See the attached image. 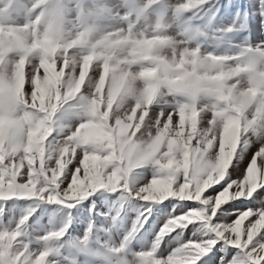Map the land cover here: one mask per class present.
Returning a JSON list of instances; mask_svg holds the SVG:
<instances>
[{
	"label": "snow or ice",
	"instance_id": "6c2138e0",
	"mask_svg": "<svg viewBox=\"0 0 264 264\" xmlns=\"http://www.w3.org/2000/svg\"><path fill=\"white\" fill-rule=\"evenodd\" d=\"M224 15L230 25L213 23ZM253 26L264 29V0H0V200L74 208L99 190L132 191L134 170L152 163L158 172L136 190L140 199L203 206L171 216L138 264H264V236L255 239L264 232V204L232 221L217 216L264 188V37L235 52L205 47L210 35ZM78 97L83 118L58 123ZM65 127L53 152L50 138ZM253 145L233 176L238 153ZM28 219L0 227V264H60L50 259L59 252L50 242L71 223L33 248L22 228ZM201 221L203 236L156 254L167 234Z\"/></svg>",
	"mask_w": 264,
	"mask_h": 264
},
{
	"label": "rangeland",
	"instance_id": "374dc122",
	"mask_svg": "<svg viewBox=\"0 0 264 264\" xmlns=\"http://www.w3.org/2000/svg\"><path fill=\"white\" fill-rule=\"evenodd\" d=\"M233 2L244 4L247 0H233ZM221 11L223 12V9ZM213 23L221 27L227 26L232 23V17L230 15L217 16ZM261 37H264V29L258 26H253L250 31L217 32L215 37L210 35L207 38L205 47L212 50L219 45L217 50L220 52H235L239 51L237 46L243 45L246 39L255 44ZM84 91L87 89L85 88ZM78 103L79 97L64 105L57 113L58 123L73 126L78 124L83 118L79 114L81 109L77 107ZM154 107L159 110L158 105ZM68 131V127H65L62 133L57 130L50 138L54 141L51 145L53 152L58 147L60 137ZM254 147V145L250 146L247 150L238 153L231 169L233 176L242 173L251 158ZM157 172L158 168L154 164H145L135 169L130 178L132 191L99 190L86 200L77 203L74 208H68L66 204L42 201L39 198L13 197L0 200V208L3 209L0 212V227H16L23 216L29 215V219L22 226L26 230L25 238L32 241L33 248H43L48 242L40 239L41 237L51 230H58L65 224L71 223V227L63 238L50 242L59 248V252L54 253L50 259L58 260L60 264H121L123 260L129 261L130 264L132 262L138 264V253L152 250L154 244L157 243L161 227L171 216L179 215L190 208L203 206L198 201H181L176 198H169L163 202H148L140 199L135 194L136 190L150 182ZM93 203L95 210L90 211ZM262 204H264V188L258 189L250 199L242 197L223 205L217 216L220 220L232 221L243 210L259 209ZM101 213L107 215H101ZM145 216L148 217V223L144 222ZM92 221L95 222V227L91 239L85 245L81 241ZM134 226L137 230L133 233V238L127 247L123 251H113L120 246L126 236L132 233ZM206 232L207 228L201 221L196 222L194 227L190 225L189 230L169 233L159 241L156 254L166 257L185 243L189 237L203 236ZM261 236H264V232H261L255 239H260ZM206 258L202 257V260Z\"/></svg>",
	"mask_w": 264,
	"mask_h": 264
}]
</instances>
